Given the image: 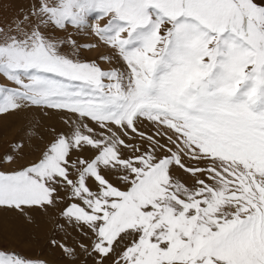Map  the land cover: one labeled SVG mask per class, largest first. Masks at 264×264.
I'll use <instances>...</instances> for the list:
<instances>
[{
    "label": "snow or ice",
    "instance_id": "1",
    "mask_svg": "<svg viewBox=\"0 0 264 264\" xmlns=\"http://www.w3.org/2000/svg\"><path fill=\"white\" fill-rule=\"evenodd\" d=\"M21 111L43 147L0 152V212L56 210L67 264H264V0H32L0 25Z\"/></svg>",
    "mask_w": 264,
    "mask_h": 264
},
{
    "label": "rangeland",
    "instance_id": "2",
    "mask_svg": "<svg viewBox=\"0 0 264 264\" xmlns=\"http://www.w3.org/2000/svg\"><path fill=\"white\" fill-rule=\"evenodd\" d=\"M31 3L32 0H0V25L22 14ZM69 31L73 39L81 45L97 42V38L91 34L90 28L81 31L70 29ZM107 51L103 47L91 51L82 49L81 57L95 58L99 52L106 53ZM39 119L41 117L36 111H21L0 117V152L6 151L14 142H22L24 149L20 163H26L33 159L43 147V141L38 136L29 140L26 129L31 122ZM49 123H56L57 128L61 127L55 120L45 119L41 126L45 140L48 136L44 128ZM56 215V210H50L48 214L33 212L32 219L29 220L16 212H0V244L30 259L44 260L48 264H67L60 249L49 244L50 238L56 235L54 232Z\"/></svg>",
    "mask_w": 264,
    "mask_h": 264
},
{
    "label": "bare ground",
    "instance_id": "3",
    "mask_svg": "<svg viewBox=\"0 0 264 264\" xmlns=\"http://www.w3.org/2000/svg\"><path fill=\"white\" fill-rule=\"evenodd\" d=\"M93 23H95V17H91L90 18V24H93ZM89 29V28H88Z\"/></svg>",
    "mask_w": 264,
    "mask_h": 264
}]
</instances>
